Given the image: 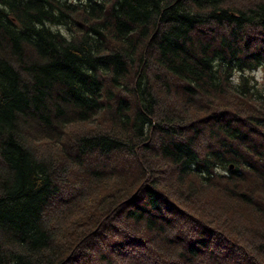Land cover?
Listing matches in <instances>:
<instances>
[{
  "label": "trees",
  "instance_id": "obj_1",
  "mask_svg": "<svg viewBox=\"0 0 264 264\" xmlns=\"http://www.w3.org/2000/svg\"><path fill=\"white\" fill-rule=\"evenodd\" d=\"M258 68L264 0H0V264H264Z\"/></svg>",
  "mask_w": 264,
  "mask_h": 264
},
{
  "label": "rangeland",
  "instance_id": "obj_2",
  "mask_svg": "<svg viewBox=\"0 0 264 264\" xmlns=\"http://www.w3.org/2000/svg\"><path fill=\"white\" fill-rule=\"evenodd\" d=\"M253 74H254V77H255V79H256V81H257V84H258V86L259 87H263L264 88V69L263 68H258L257 70H255L254 72H253ZM237 80V76H235L234 77V81H236ZM109 162V161H108ZM117 163V165H121V166H123V165H125L126 164V162H124L123 160H121L120 158H118L117 159V161H116ZM110 163V162H109ZM119 224L115 221V227H118L119 228V226H118ZM107 236H110L111 234H109V233H105ZM99 243V242H98ZM92 248V247H91ZM90 249V248H89ZM89 252L90 253H92L94 256H96L95 255V251L94 250H89ZM87 261L88 262H90L89 261V259L87 258ZM91 264V263H90Z\"/></svg>",
  "mask_w": 264,
  "mask_h": 264
}]
</instances>
